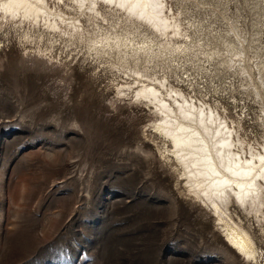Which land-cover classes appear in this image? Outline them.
<instances>
[{
  "label": "rangeland",
  "instance_id": "obj_1",
  "mask_svg": "<svg viewBox=\"0 0 264 264\" xmlns=\"http://www.w3.org/2000/svg\"><path fill=\"white\" fill-rule=\"evenodd\" d=\"M167 5L195 44L234 39L228 34L233 22L246 35L254 79L220 57L204 58L198 47L169 64L157 62L150 72L241 119L244 139L260 141L264 88L256 98L251 81L259 85L254 64L264 63V0ZM80 20L91 32L108 27L99 17ZM17 24L0 20V264H264L262 216L258 222L230 207L261 254L246 261L226 244L216 219L185 195L145 137L154 111L131 89L119 92L134 86L130 76L107 57L88 54L82 43L67 42L64 25L52 31L41 22L36 29Z\"/></svg>",
  "mask_w": 264,
  "mask_h": 264
},
{
  "label": "bare ground",
  "instance_id": "obj_2",
  "mask_svg": "<svg viewBox=\"0 0 264 264\" xmlns=\"http://www.w3.org/2000/svg\"><path fill=\"white\" fill-rule=\"evenodd\" d=\"M53 1L58 8L62 5L76 16L68 17L60 9H50L48 0H0V20L18 22L19 28L29 22L35 29L41 22L52 31H62L64 25L62 33L67 42L82 43L88 54L107 57L113 68L130 76L134 86L127 84V88L122 86L119 92L131 89L137 99L154 111L151 132L144 133L145 137L154 144L176 180L183 183L190 201L216 219L226 244L246 261L257 262L261 254L255 239L250 229L231 214L230 207L234 205L254 215L258 222L262 216L264 221V134L260 141L249 143L241 135V119L229 118L215 105L186 96L184 91L169 83L165 74L159 77L150 72V68L157 67V62L169 64L175 57L198 47L204 58L220 57L223 63L253 80L244 48L246 35L232 22L228 34L234 39H221L212 47L195 44L181 27L179 13L173 14L167 0ZM80 17H86L88 22L99 17L108 27L99 33L91 32L81 23ZM254 66L259 85L251 81L253 94L262 99L264 63ZM261 111L264 121V106Z\"/></svg>",
  "mask_w": 264,
  "mask_h": 264
}]
</instances>
